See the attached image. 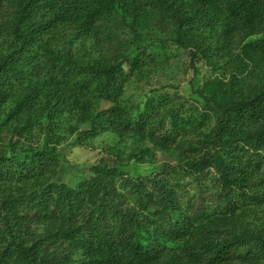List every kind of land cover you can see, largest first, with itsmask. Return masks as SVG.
Returning <instances> with one entry per match:
<instances>
[{"label": "trees", "instance_id": "obj_1", "mask_svg": "<svg viewBox=\"0 0 264 264\" xmlns=\"http://www.w3.org/2000/svg\"><path fill=\"white\" fill-rule=\"evenodd\" d=\"M0 264H264V0H0Z\"/></svg>", "mask_w": 264, "mask_h": 264}, {"label": "rangeland", "instance_id": "obj_2", "mask_svg": "<svg viewBox=\"0 0 264 264\" xmlns=\"http://www.w3.org/2000/svg\"><path fill=\"white\" fill-rule=\"evenodd\" d=\"M178 59L168 66L164 71H156L150 77L141 82L133 83L127 87L124 101L135 103L140 100L147 88H157L160 92H167L171 97H184L190 93V80L192 70L189 68L188 57L185 52L179 53ZM204 76L208 74L205 67L200 66ZM110 134H103L90 142L85 147H66L64 158L68 172L75 174L77 170L86 169L88 166L107 158L104 151L105 146L111 142Z\"/></svg>", "mask_w": 264, "mask_h": 264}]
</instances>
